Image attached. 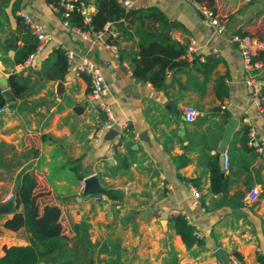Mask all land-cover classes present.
<instances>
[{"label":"crops","instance_id":"obj_1","mask_svg":"<svg viewBox=\"0 0 264 264\" xmlns=\"http://www.w3.org/2000/svg\"><path fill=\"white\" fill-rule=\"evenodd\" d=\"M11 1H3L9 19L0 25V41L16 32ZM130 1L135 8L157 6L170 21L166 35L187 44L193 39L197 45L193 56H184L191 61L197 56L199 61L168 70L162 87L132 75L127 54L137 50L136 36L121 35L117 46H110L107 34L87 36L64 25L52 2L20 0L16 13L26 12L50 34L43 51L62 47L73 57L63 79H44L38 65L42 51L27 65L12 61L13 49L0 48L3 89L9 88L10 72L36 79L24 103L14 96L0 111V142L14 152L13 160L5 162L15 168V181L0 194V202L15 195L19 171L34 169L40 207L58 205L66 230L83 223L94 247L90 264H222L216 248L228 253L231 264H237L234 252L240 254V264H260L264 196L248 202L246 194L254 185L262 191L264 147L243 152L241 126L248 124L264 140V116L250 101L246 70L230 36L246 32L264 40V0H203L225 23L222 31H216L189 0ZM89 2L92 12L94 0ZM117 49L124 50L123 58ZM84 58L101 68L107 82L106 99L116 130L112 137H105L107 130L93 138L98 111L88 96L87 77L77 70ZM221 76L226 93L220 90L218 95L216 82ZM187 105L198 110L192 121L183 118ZM230 118L236 120L235 128L220 152ZM224 152L229 155L227 169L222 164ZM214 154L223 173L225 189L220 192L212 191L210 184L209 160ZM71 162L81 179L68 183L64 174ZM92 175L106 192L84 193L81 182ZM175 210L202 233L201 243L183 242L171 220ZM10 215L0 214V256L5 245L29 243L23 227L3 225Z\"/></svg>","mask_w":264,"mask_h":264},{"label":"trees","instance_id":"obj_2","mask_svg":"<svg viewBox=\"0 0 264 264\" xmlns=\"http://www.w3.org/2000/svg\"><path fill=\"white\" fill-rule=\"evenodd\" d=\"M3 1L0 0V25L9 19V13H5ZM48 1L56 4L60 12L64 10V6L59 4L58 0ZM197 1L204 4L203 0ZM11 2L10 13L15 18L16 32L0 41V48L4 51L13 49L12 61L19 64L25 62L31 54L37 53L39 41L31 26L20 14L16 13L20 0ZM64 18L69 27L91 33L102 31L107 22L112 23L114 25L112 30L118 31V35L114 37L108 34L107 42L115 46H117L118 37L121 35L136 36L137 50L127 54L132 75L138 80L150 82L155 87H162L165 84L168 70L182 69L191 62L199 61L197 56L192 61L185 58L187 43L165 34V31L170 27V21L157 6L126 8L119 0H94V10L90 13L89 21H85L79 10V1H75L73 9L69 10L68 15ZM117 52L119 58L124 57L123 49H117ZM203 63L206 65L207 62ZM38 65L42 78L63 79L69 67L67 50L62 47H53L42 51ZM84 75L89 81V76L86 73ZM35 81L36 79L31 74L22 72H10L7 76V86L15 97L22 100V103L31 93ZM222 82L223 76L219 77L216 82L218 95L220 90L223 94L226 93ZM89 91L90 87L88 93ZM261 92L264 96V81L261 85ZM6 103L7 98L0 85V108ZM226 116L227 114H225ZM249 128L248 124L241 126V149L243 152H250L254 149L248 144ZM1 144L4 146L5 143L0 142ZM6 165L7 170L13 169L14 165L9 161ZM67 166L68 169L73 170L75 177L81 179L80 173L72 162L69 165L67 163ZM261 168L264 169V163ZM56 169L57 167H54L53 170ZM209 169L212 191H223L225 189L222 183L223 173L218 163L217 154L210 157ZM68 172L64 174L65 178L69 177ZM257 176L258 181L262 183L263 178L258 174ZM17 177L15 191L17 209L5 219L3 225L10 229L23 227L29 232V243L5 245L3 254L0 256V264H47L48 262L53 264H90L89 254L92 243L83 223H73L70 230H66L60 218L61 209L58 205L44 203L42 208L40 207L36 192L38 178L34 169H22ZM260 195L264 196V184ZM171 220L176 233L181 236L187 246H191L195 242L201 243L200 238L193 235L194 227L188 223L185 215L173 214ZM81 237L83 244L80 241ZM71 240L74 241L73 245L69 244ZM234 255L241 259L238 252H234ZM257 260L260 264H264V254L258 252Z\"/></svg>","mask_w":264,"mask_h":264},{"label":"built area","instance_id":"obj_3","mask_svg":"<svg viewBox=\"0 0 264 264\" xmlns=\"http://www.w3.org/2000/svg\"><path fill=\"white\" fill-rule=\"evenodd\" d=\"M59 4L64 6L63 11H59V8L56 4L52 3L53 9L59 14L64 25L68 26L67 20L64 18L68 15L69 10L73 9L74 2L79 1V10L83 14L85 21H89L90 13L92 10V4L89 0H58ZM121 4L126 7H132L130 0H119ZM195 6H198L200 13L209 21L216 31H222L225 28V23L221 18L216 14L213 8L199 3L197 0H189ZM23 17L25 22H27L32 31L38 38L39 44L37 47V53H40L44 50L46 44L50 39V34L47 32L45 27L33 20L26 12H19ZM110 22H107L102 31L98 32H89L81 31L77 28L71 27L74 30H79L85 35L92 37H99L101 35L111 34L116 37L118 31L110 29ZM230 42L235 44L240 51L243 67L246 70L244 75V83L246 86L247 93L249 95L251 103L258 109V111L264 116V96L261 92V85L264 81V40L259 39L251 33H234L230 36ZM112 46V44H109ZM115 46V45H113ZM197 50V45L192 39L187 44L185 55L191 57L194 55V52ZM31 54L26 60L25 64L30 65L33 62L34 56L37 54ZM73 52L67 50L68 61L72 59ZM77 70L79 72H84L89 76V86L90 91L88 93L89 99L92 104L97 108V120L99 122L97 128L94 132V139L101 137L107 130L111 129L114 125V111L111 107V103L106 99L107 93V82L103 75L101 68L92 60L84 58L77 63ZM222 108L224 105L221 106ZM6 110V106L0 108V111ZM198 110L192 106L187 105L183 109V118L186 121H192ZM248 144L252 146L257 151H261L264 147V140L257 137L254 128L250 127L248 132ZM223 168L227 169L229 166V155L224 152L222 157ZM83 186V181L81 182ZM194 196H198L199 192L193 187ZM260 195V190L257 185L252 186L247 194L246 199L248 202H254L258 199ZM10 195H7V198ZM173 213H178L175 210ZM188 223H191L190 219L186 216ZM193 235L197 238L202 237V233L199 230L194 229ZM237 264H240L238 258H234Z\"/></svg>","mask_w":264,"mask_h":264},{"label":"water","instance_id":"obj_4","mask_svg":"<svg viewBox=\"0 0 264 264\" xmlns=\"http://www.w3.org/2000/svg\"><path fill=\"white\" fill-rule=\"evenodd\" d=\"M165 34H168V31H165ZM0 81L2 83L5 82V79L2 77L0 78ZM3 94L7 99H12L14 97V94L9 88L3 89ZM236 120L234 118L229 119V124L226 129V133L224 135V138H222L221 143L219 145V151H224V145L227 142V138L231 131L235 128ZM116 133V130L111 128L105 133V137H112L113 134ZM84 182V193H93L96 195H99L103 192H106V188L99 185L98 178L96 175L89 176L83 180ZM17 203H16V196H9L5 200L0 202V214H9L17 209ZM215 254L218 256L219 260L222 264H231L228 253L224 251L222 248H216Z\"/></svg>","mask_w":264,"mask_h":264},{"label":"rangeland","instance_id":"obj_5","mask_svg":"<svg viewBox=\"0 0 264 264\" xmlns=\"http://www.w3.org/2000/svg\"><path fill=\"white\" fill-rule=\"evenodd\" d=\"M0 154H1L0 155V157H1L0 158V161H1V163H0V194H2V193H5L10 188L12 183L15 181V179H14L15 168H13V169L10 168L9 170L6 169L7 165H6L5 159L12 158V160H13V154H14V152H12L9 149V147L0 145ZM15 158L17 159V157H15ZM68 171H69L68 172L69 178L67 177L66 179H67L68 183H70L71 181L75 180V173L73 172L72 169H68ZM80 241L83 244V238L82 237H81ZM73 243H74V241H72V240L69 242L70 245L71 244L73 245ZM92 248H94V247H92ZM89 255L91 256L92 254L90 253Z\"/></svg>","mask_w":264,"mask_h":264}]
</instances>
